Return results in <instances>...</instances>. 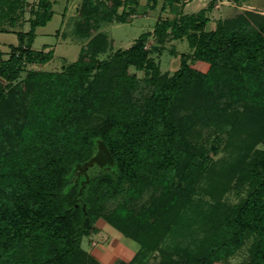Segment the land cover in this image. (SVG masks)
<instances>
[{
  "label": "trees",
  "instance_id": "trees-1",
  "mask_svg": "<svg viewBox=\"0 0 264 264\" xmlns=\"http://www.w3.org/2000/svg\"><path fill=\"white\" fill-rule=\"evenodd\" d=\"M27 1L0 0V24L9 23L7 30L19 39L8 58L0 51V78L6 82L0 81V264H99L82 242L100 231V219L143 247L142 229L157 227L150 218L160 211L170 216L162 204L171 207L172 194L192 197L205 177L213 199L219 186L221 194L245 187L247 195L224 207L212 236L219 237L198 262L227 257L252 237L249 260L241 264H264V13L236 12L207 30L216 0L192 14L182 12L183 0H168L180 4L178 16L161 19L111 59H97L114 42L98 33L102 40L93 38L84 56L63 71L29 70L19 80L26 65L49 58L32 46L37 29L55 14L54 1L37 0L30 29L23 31ZM157 2L150 0L149 7ZM138 5L139 0H83L78 33L88 37L92 28L126 23ZM152 35L161 45L188 41L191 52L181 55L173 74L161 73L150 57L157 48L146 47ZM132 67L151 72L141 102L132 99L139 87ZM216 91L228 98L225 106L211 101ZM235 105L242 109L228 111ZM99 111L105 113L99 127H81ZM206 120L236 141L221 174L209 170L204 148L190 141L195 125ZM148 185L161 188V195L136 223L124 203ZM120 196L123 203L108 217L105 203Z\"/></svg>",
  "mask_w": 264,
  "mask_h": 264
},
{
  "label": "rangeland",
  "instance_id": "rangeland-1",
  "mask_svg": "<svg viewBox=\"0 0 264 264\" xmlns=\"http://www.w3.org/2000/svg\"><path fill=\"white\" fill-rule=\"evenodd\" d=\"M52 1H54V17L46 26L37 29V37L32 46L35 51L48 55L49 58L45 63L35 61L33 64L26 65V70L22 71L19 80L26 78L29 70L46 72L63 71L71 64L76 63L80 59V56H84L81 54L88 48V44L93 38H102L101 36L97 37L98 33H107L110 40H114L113 44L110 43V48L107 51L97 55L98 60H109L116 51L131 47L143 33L153 31L156 23L161 19H173L180 13V4L177 2L168 4V0H157V6L150 8V0H139L137 14L128 22H114L110 25L97 27L96 29L92 28L88 32V37H84L78 33L80 26L79 12L83 0ZM183 2L184 8L182 12L192 14L197 13L203 8H208L214 3V0H183ZM37 4V0L27 1V6H25L26 23L29 18L33 17L34 13H32V9H36ZM164 6L165 8H163ZM244 10H255L264 13V0H242L241 3L233 0H216L211 11L208 13L210 22L207 24L206 29L212 30L215 28V23L218 19L233 16L236 12ZM9 27V23L6 21L0 24V51L3 53L4 58L9 57L10 46L19 43L17 34L11 30H7ZM13 29L17 30L18 28ZM21 29L29 31V23L25 24ZM153 46L157 48L152 50L150 57L159 67L161 73L169 72L173 74L180 67L181 55L191 52L186 39H170L164 45H161L156 40V37L152 35L147 40L146 47L147 49H151ZM161 48L162 51L159 50ZM172 50L175 51L174 54L171 52ZM208 67L209 65H206L204 70H208ZM130 73L135 75L139 81V87L134 90L132 99L133 101H140L143 95L149 92V87L145 84L144 79L151 72H147L144 69L137 70L135 67H132ZM0 81L4 84L6 83L2 78H0ZM93 100L96 99L93 98ZM227 100L228 98L226 97L219 98V91H216L211 98V101L214 102L213 104L216 103L219 106H225ZM236 108L241 110L242 105L230 107L228 111ZM104 114L100 111L95 114L92 113L88 120L81 123V127H99ZM224 133V131H221L214 124V121L212 123L206 120L204 123H197L195 125L193 136L190 138L191 142L204 148V155L208 158L207 164L209 170H211L210 168H216L220 174L225 169V163L232 161L234 157L233 144L236 142L232 137ZM17 135L21 137L20 133ZM16 143H18L17 140ZM216 145H219V148H217V152H214L212 148L216 147ZM261 147L263 146L260 145L259 148ZM200 180L197 184L199 191L192 195V197L177 198L176 194H172L168 198L170 202H173L172 206L168 208L164 203L162 204L161 209L168 210L170 216L166 218L164 213L160 214L162 213L160 211L157 218H150V222L157 224L156 229H152L150 226L141 228L143 230L141 232L143 234L142 239L144 240L143 247H141V243L124 235L118 228L104 219H100L97 223L100 231L91 235V237H85L82 247L89 249L92 246V243H88L91 238L97 241L98 247L95 249L94 255L96 257H103L102 260L98 259L100 264H123L127 259H130L128 261L129 264H201V261L198 262V259H201L203 251L212 241L219 237V235H216L214 238L212 236L221 218L220 213L225 206H232L244 198L247 195V188H231L224 194H221L223 190L219 186L217 188V198L213 199L211 196L212 190H205L208 188L207 177ZM161 191V188L155 185H148L144 188L140 187L136 193L127 196L124 204L127 211L134 217V222L137 223V218H145L144 215L146 213L149 215V212L154 207V203L160 197ZM122 196L117 199H110L105 203L104 212L108 217H110L114 208L123 203L124 199ZM184 200L187 203L189 202V204L184 205ZM167 205H169V202ZM206 213H210L208 216L211 218L208 221L207 219L204 220V214ZM133 228L129 227L128 230L133 231ZM252 243L253 238L249 237L245 240L244 245L235 253L219 260H214L211 264H241L248 261L249 248ZM92 248L93 246L91 250ZM100 249L103 251V256H101ZM136 249L137 251L135 252ZM133 255L134 257H132ZM77 261H79L78 258H76Z\"/></svg>",
  "mask_w": 264,
  "mask_h": 264
},
{
  "label": "crops",
  "instance_id": "crops-1",
  "mask_svg": "<svg viewBox=\"0 0 264 264\" xmlns=\"http://www.w3.org/2000/svg\"><path fill=\"white\" fill-rule=\"evenodd\" d=\"M218 1H221V0H218ZM91 237V236H90ZM92 243L91 245L93 246V248H92V250H91V247H89V249L88 248H85V247H82L86 252H88L92 257H94V259L100 264V262H99V258L102 260L103 259V257L101 258V257H96L95 255H94V251H95V249L98 247V242L97 241H95L93 238H91V240L90 241H88V243ZM82 245H84V240H83V242H82ZM89 245V244H88ZM124 245V244H123ZM126 246V245H125ZM127 247V246H126ZM98 250V249H97ZM100 252H101V256H103V251H102V249H100L99 250ZM137 251V249L135 250V252ZM135 252H133V254H135ZM132 257H134V255L132 256ZM130 259H127V261L125 262H123V263H128V261H129Z\"/></svg>",
  "mask_w": 264,
  "mask_h": 264
}]
</instances>
